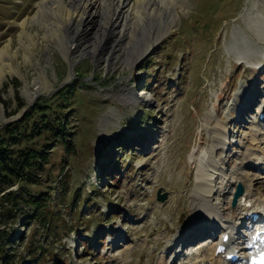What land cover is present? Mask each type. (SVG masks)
<instances>
[{
    "label": "rangeland",
    "instance_id": "obj_1",
    "mask_svg": "<svg viewBox=\"0 0 264 264\" xmlns=\"http://www.w3.org/2000/svg\"><path fill=\"white\" fill-rule=\"evenodd\" d=\"M40 1L0 0V51L9 45L20 73L10 72L0 85V128L24 121L44 101L66 113L73 146L56 147L37 174L41 183L27 188L50 195L48 210L61 216L52 220L56 237L28 221L25 205L16 219L0 215V232L12 242L9 263L211 261L222 232L242 224L244 204L234 209L230 203L235 183L242 180L256 205L264 203V122L258 121L264 31L246 21L249 12L264 20V0H185L184 10L176 4L175 29L138 61L126 52L127 39L116 38L118 27L104 38L100 58L76 55L73 68L56 48L46 47L38 25L29 27L39 43L32 60L19 49L20 24L34 16ZM96 21L81 36L85 47L93 46ZM37 60L46 76L34 87L42 73ZM27 85L33 92L41 87V94L28 100ZM128 95L139 100H126ZM218 128L226 133L223 141ZM245 156L251 161L244 163ZM203 158L211 166L204 167ZM116 160L119 171L113 170ZM20 185L26 184L12 189ZM202 203L204 212L197 209ZM212 227L220 229L207 242ZM197 228L196 237L186 236ZM177 239L176 253L167 254ZM39 244L46 257L34 249Z\"/></svg>",
    "mask_w": 264,
    "mask_h": 264
},
{
    "label": "bare ground",
    "instance_id": "obj_2",
    "mask_svg": "<svg viewBox=\"0 0 264 264\" xmlns=\"http://www.w3.org/2000/svg\"><path fill=\"white\" fill-rule=\"evenodd\" d=\"M176 4H180L182 6V10H184L185 0H41L38 3V9L34 16L31 19L29 18L24 20L20 24L22 30L19 33V40H17L20 43L19 49L24 51V59H26V61L32 60L34 56V54H32V50L37 48L38 42L36 41L34 35L29 33V27L30 25H38L43 32L42 39L45 41L46 47L48 49H50L51 47L56 48L57 51H59V53H61L69 62L70 67L73 68V62L71 59L76 55H93V57L98 56V58H100L99 49L101 48V44L104 41L107 33L110 31L114 32L119 27L120 30L118 31V36H116V38H118V40L120 39V41H122L124 37L125 39H127L128 42H126L127 45L125 47V50L126 52L131 51V53L134 55L133 57H135V61H138L140 58H142L143 55H145L150 47L152 48V46H155L162 42L163 39L175 29V25L178 21V13L175 9ZM95 20H97L95 23L98 24V29L96 31L97 34L95 35L93 46L90 47L87 44L89 47H85L82 39L91 29L90 26ZM246 21L252 28L259 27L260 32L261 30L264 31V20L260 18V16L254 15L253 13L249 12L246 16ZM76 22H80V25L76 26ZM37 35H39V33H37ZM81 36L84 37L82 38ZM72 39H76L77 42L73 44ZM116 46L117 44H115V47ZM9 51V45L0 51V85L6 78V75L10 72L20 75L18 70L19 68L15 66L13 62V55H10ZM17 54L18 53H16V55ZM16 55H14V57ZM107 59L109 58L107 57ZM126 59L129 63L131 57L129 56ZM37 65L41 69L42 73L40 74L39 78L35 80L34 87L42 82L46 76V69L41 65L40 60H37ZM45 82L49 84L47 80ZM30 88L29 85H27V87H25V92L23 95L31 101L35 99L36 95L40 93L41 87L37 88L35 92H33ZM132 97L128 95L126 97V100L131 101L133 99ZM133 100L137 102L139 99L134 98ZM262 109L263 108H261L259 114L262 113ZM258 121L259 123L264 122V120L261 121L259 119V115ZM216 132L217 135L220 136L222 141L227 138L226 133L223 130L220 131L218 128ZM253 143L254 146L257 145V143ZM246 149L245 153H250L249 149ZM249 157L245 156V158L243 159L244 163L251 161V159H249L248 161ZM201 164H203L204 167L208 168V165L211 164V160L203 158L201 160ZM238 184L243 185L242 180H240L239 183H235L234 186ZM244 194L245 195L243 196L247 198L245 203L251 201V197L250 195H248V191H246V189ZM262 201H264V198H262ZM242 202L243 199L240 198L239 205L244 204ZM238 207L239 206L237 205V208ZM245 207L246 206L244 204V206L240 210L241 220L239 221L243 222V220L245 219V221L249 225V223H251L253 220L249 218L247 219V214L249 212H247ZM197 209L200 212H204L206 210V206L202 203L197 206ZM219 229L220 227L209 228V233L207 236H211L210 238H214L218 235ZM233 230H235L234 226ZM233 230L229 231V229H226L224 232H222L220 241L213 245L214 251L211 261H202L199 264H229L222 255L218 254L219 250H217L216 248L221 242L224 234L231 233V238L234 239L235 234H233ZM199 232L200 230H198L197 228L195 233L188 232L186 236L196 237ZM202 235L204 234L202 233ZM180 236H183V234L181 233ZM186 236L181 237V241L185 240ZM175 241L176 242L173 246V249H169V253L167 254L171 255L173 254L172 252L176 253V250L178 248H174L176 244L177 247L180 246L178 244L180 243V240L177 239ZM239 241H241V239ZM230 243V246H233V241H230ZM231 251L232 249H228L227 252ZM249 255L252 256L251 253H249Z\"/></svg>",
    "mask_w": 264,
    "mask_h": 264
},
{
    "label": "trees",
    "instance_id": "obj_3",
    "mask_svg": "<svg viewBox=\"0 0 264 264\" xmlns=\"http://www.w3.org/2000/svg\"><path fill=\"white\" fill-rule=\"evenodd\" d=\"M67 90L59 93L58 97L65 98ZM63 96V97H62ZM64 101L63 104H65ZM73 132L70 131L69 122L66 113L61 111V107L50 106L47 102H40L28 113L27 118L22 121H14L0 128V215L7 220L16 219L22 205L27 207L28 221L38 224L47 237H56L52 220L60 219V214L53 215L48 210V204L51 201L50 195L46 198L44 193L39 195L32 194L27 189L30 184H39V172L44 171L49 164L53 150L61 146L68 150L72 145ZM119 171L118 160L113 165V170ZM113 171V172H114ZM115 172V174L117 173ZM17 190L12 189L18 183ZM82 201L79 198V203ZM73 204L75 209L81 210L82 207ZM73 209V208H72ZM11 239L5 232H0V262L10 264L12 258L8 254L11 249ZM39 251L42 244L34 249ZM42 251L47 256V250ZM40 251L38 252V254Z\"/></svg>",
    "mask_w": 264,
    "mask_h": 264
},
{
    "label": "water",
    "instance_id": "obj_4",
    "mask_svg": "<svg viewBox=\"0 0 264 264\" xmlns=\"http://www.w3.org/2000/svg\"><path fill=\"white\" fill-rule=\"evenodd\" d=\"M242 193H244V187L242 186V184H239L237 186V193L235 195V199H234V202H233V206L234 207H236V204H237V201H238V197H240L242 195ZM158 197H159V200H161V201H163V200L166 199V195H164V196H158Z\"/></svg>",
    "mask_w": 264,
    "mask_h": 264
}]
</instances>
